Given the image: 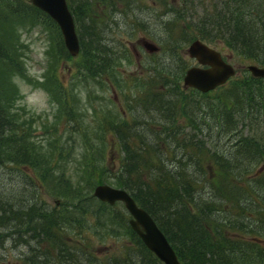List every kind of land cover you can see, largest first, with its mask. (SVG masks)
Wrapping results in <instances>:
<instances>
[{
  "label": "trees",
  "instance_id": "trees-1",
  "mask_svg": "<svg viewBox=\"0 0 264 264\" xmlns=\"http://www.w3.org/2000/svg\"><path fill=\"white\" fill-rule=\"evenodd\" d=\"M14 1L0 0V165L8 160L13 165L31 170L34 176L30 179V185L37 182V186L46 190L51 188L57 195L71 196L74 201L70 199L73 205L69 207L72 209L77 203L98 199L91 188L96 181L124 187L155 219L174 247L181 264H264V174L260 175L264 171V78L253 77L248 72L246 77L229 79L227 84L217 86L220 87L218 91L204 94L194 89L183 92L179 87L180 82L173 80L174 77H181L187 68L182 52L195 38L209 44H221L248 59L249 63L264 66V0H152L155 5H149L152 13L147 15L151 16L147 20L152 22L155 19L161 30H156L155 26L149 28L146 34L153 40L156 38L166 54L159 57L153 53L155 56L152 55L148 67L151 71H147L143 79L126 71L122 73L120 68L118 70L119 61L129 55L125 43L119 41L118 48H115L110 42L113 39L107 41L103 36L105 26L102 27V21L91 13L81 16L80 2L75 0L73 11L75 22L79 23L77 34L80 50L72 66L73 84H62L53 67L47 75L44 74L41 85L48 92H55L63 98L65 110L56 117L63 115L67 120L75 119L70 126L71 129L77 125L74 128V144L70 147L61 143L62 134L54 129L48 128L41 139H34L30 133L33 117L30 116L29 121L20 120L15 110L19 92L13 82L7 80L9 72L30 81L24 57L17 51L18 47H23V42L19 41L15 32L16 24L30 30L42 17L43 22L49 21V37L56 52L53 58L71 54L53 18L31 2ZM115 1L129 4V0ZM87 6L89 2L81 11H85ZM139 17L135 15L136 20ZM142 18L145 21L144 15ZM51 26L57 30L55 36L51 33ZM3 62L6 63L5 68L1 65ZM103 74L107 79H103ZM131 81L134 82V90L129 94L126 88ZM90 83L102 90L109 85L119 88L121 96L128 100L130 118L119 111L118 115L109 113L112 118L105 119L106 116L103 117L97 109L94 114L96 124L90 123L91 120L84 124L86 111H81L79 104L73 107L69 95L71 93L77 103L76 96L84 91L82 87L88 96L91 92H97L93 91ZM260 101L263 105H257ZM136 105L146 113L143 111L139 116L133 115L137 110L134 109ZM141 121L147 124L145 126L154 136L138 129ZM91 132L99 139L92 144H83L85 152L82 156L85 161L80 163L82 169L86 164L87 176H64L67 163L78 160L75 142L91 138ZM221 132L239 134L236 140L230 141L234 147L228 155H225L226 151L220 153L215 148L217 140L224 144L225 140L217 137H223L225 133ZM107 133L113 136V142L121 150L117 161L109 160L108 171L103 168L106 165L103 163L105 157L101 163L98 160V156H101L99 152L103 150L99 140L106 146ZM180 152L182 155L177 157ZM56 154L66 158L58 162ZM258 163H262V170L248 177L247 173L253 171ZM61 169L63 171H57ZM82 180L83 183L85 181L84 186ZM251 191L262 199L257 204L253 203L257 215L254 220L248 219L249 214L246 218L244 213L248 212L242 205L250 203L246 197ZM10 201L0 199V224L5 223L4 217L15 218L17 223L13 226L43 218L45 222L40 224L44 225L43 230L48 235L51 225L60 223L61 217L53 210L45 213L39 210L35 202L14 207ZM119 220L126 221L120 216ZM126 223L145 248L139 253H146L151 262L161 264L162 261L143 243L128 220ZM32 226H24V231L35 232L37 226ZM32 237V234L27 235L25 240L30 241ZM52 239L59 247L61 238L52 236ZM47 252H44L46 259L49 255ZM80 253L76 249L72 253L69 251L62 260L63 264L98 263L92 252L89 251L93 258L88 263L83 261ZM61 255L64 256L62 248L56 252V256L52 253V261L53 257L60 258ZM30 257L33 254L27 257L29 261ZM41 259L42 255H39L40 264H44V259ZM120 260L117 263L113 259L107 264H142L129 252Z\"/></svg>",
  "mask_w": 264,
  "mask_h": 264
},
{
  "label": "rangeland",
  "instance_id": "rangeland-1",
  "mask_svg": "<svg viewBox=\"0 0 264 264\" xmlns=\"http://www.w3.org/2000/svg\"><path fill=\"white\" fill-rule=\"evenodd\" d=\"M2 1L9 3L15 2L14 0ZM25 1L30 3V0ZM74 1L75 0H73L72 3L71 0H67V3L68 6L71 5L69 8L73 13L74 19H76L73 11V4H75ZM91 1H93V3H91ZM96 1L97 0H89V6L85 8V11L79 10L81 16L86 13H91L94 14L96 18L100 19L103 24H101L102 27L105 26V33L103 36L106 37L107 41L113 39L110 42H113L112 44H114L115 48H118L119 41L122 42V44L125 43L129 55L123 56L121 61H119L120 66L118 65V70L120 68L122 73H125L126 71L143 79V76H146L147 71H151L148 67L150 65L149 61L152 58V55H154L153 53L159 57H164L166 54V51L164 52L163 50L158 52L153 51L151 53L150 51L152 50L145 49L140 43L142 38H148L146 32L149 28L152 29L156 26V30H161V27L155 19L152 22L151 20H147L148 18H151V16L147 15L152 13L150 10L151 6L149 5L154 6V2L152 0H129V4H126L123 2H116L115 0L111 3H109L108 0ZM147 5L148 7H146ZM135 15H140V17L136 20ZM143 15L145 21H143ZM48 23L49 21L44 20L43 22L42 17H40L38 21L34 23V27L30 30H26L25 27H20V24H16L15 32L19 36V41L23 42V47H18L17 51L22 54V57H24L30 81H26L18 75L14 76L11 72H9L7 80H9L10 83L13 82L19 92V97L15 101V110L18 112V117L21 118L20 120L26 119V121H29L30 116L33 117L32 125H30V133L32 137L34 139H41V137L44 136L43 132L48 128L54 129L62 134L60 137L61 143L70 147V145L74 144L73 138L74 134H76L74 133V128L77 125L73 126L71 129L70 126L74 124L75 119L70 121L65 119L63 115L56 117L57 114L62 113L65 110L63 98L59 97L55 92H48L41 85L44 81V74L47 75V72L55 67L54 73L58 75V79L61 83L71 86L73 84L71 83V76L73 75L72 66L76 55L65 56L59 59L53 58L56 52L55 49L52 48L54 46L51 45L53 41L49 37L50 30ZM75 25L77 30L79 28V23L76 21ZM51 33L53 36L57 34V30L54 26H51ZM154 39L156 40V38ZM211 45L217 49H221L224 55L229 56V54H232L229 61L236 67L237 72L229 79L246 77L249 72L246 67L250 62L248 59L231 52L228 48L222 47L221 44L213 43ZM185 48L186 46L184 47L182 54L186 58L187 66L195 64L196 61L194 59L192 60V58L189 59L187 56L188 52ZM51 58H53L52 61ZM5 64V62L1 63V65L4 66L3 68H5ZM183 76L184 72L181 77H174L173 80L180 82L179 87L184 92V89L182 88ZM102 77L103 79H107L105 74H103ZM229 79L227 81H229ZM225 83L227 84L228 82ZM89 85L93 91L96 90L97 92H91L88 96L86 89L82 87L84 91L76 96V100H78L77 103L73 99L71 93L69 95V100L73 107L79 104L81 111H86L87 117L84 118V124H88L90 120V123H93V125L96 124L94 114L97 109L100 114H103V117L106 116L105 119H111L112 117L110 114L118 115L119 111L126 116L131 114L127 109L128 100L121 96V90L119 88L109 85L102 90L99 86L96 87L93 83H90ZM128 85L131 88L129 89V87H127L126 90L129 94H132L134 90V82L131 81ZM219 89L220 87L216 86L210 92L214 93ZM176 94L177 91L174 95ZM96 105L97 107H95ZM134 108L137 110L133 112V115L136 114L139 116L143 111L145 112L140 106H134ZM22 110H26V112L23 113ZM133 115L131 116V119H133ZM128 117L130 118L129 115ZM142 118L144 119V117ZM142 118H140V120ZM147 118L149 119L150 124V118L148 116ZM140 124L141 126H139L138 129L142 130L144 133L146 132L149 136H154L153 132L148 130L147 126H145L147 125L146 123L144 124V122L141 121ZM215 124L218 123L215 122ZM92 129H96V127H93ZM47 133L49 132L47 131ZM91 135V138H82L79 142H75V151L78 153V156L76 153V157L78 160H75L74 163H67L64 176H67L68 174L74 178L87 176L88 172L86 171V164L85 169H82V164L80 163L85 161L82 156L85 152L83 144H85V142L92 144L99 139V137H94L93 132H91ZM100 135L101 133H99V136ZM106 137L108 139L106 146L102 144V140H99L100 148L103 147V150L99 152V155L101 156H98L100 163L103 157H105V160L103 161V163L106 164L105 167H103L105 170L108 168L107 166H110V161H117L121 154L119 145L113 142V136L107 133ZM235 137H239V134L236 132L234 134L226 132L223 137L218 136L219 139L223 138L225 141H223L224 144H222L221 141L217 140L215 142V144H217L215 148L220 153L226 151L225 155L232 153L231 148H233L234 145H231L230 141L236 140L237 138ZM51 139L54 138L51 137ZM93 145L95 146L96 144ZM223 145H225L226 149L223 148ZM228 150H231V152H228ZM181 153L182 152L178 153L176 156H181ZM56 155L58 157V162L66 158V156L63 155ZM77 167L79 169L76 170L75 168ZM262 167V163H258L253 171L247 173L248 177L259 173L262 170ZM57 171L63 170L61 169ZM263 174L264 171H261L260 175L262 176ZM32 175V171L27 170V168L25 169L24 166L13 165L11 161H5L3 165H0V199H11L10 204L14 207L17 204L26 206V203L35 202L34 204L39 207V210H43L45 213L53 210L57 216L61 217V219H59L60 223L57 225L52 224L47 231L48 235L45 234L44 230L37 231L36 234V231H24L26 228L23 225L13 226L16 225L15 223H17V221L4 217L5 223L0 224V264H40V260H38L39 255H42L41 260L44 259L47 264H63L64 262L62 260L65 259V255L69 253V251L72 253L75 249L82 252V254L80 253V257L82 256L83 261L87 263L89 262V259L93 258V256L98 263H111L113 259L119 263L121 262L120 259L123 256H126L129 252L134 259H139L142 264H158L157 261H154V263L151 262L150 259L147 258L146 253H139V251L145 250V248L139 244L135 235L126 223L130 214L123 202L116 201L113 204H104L100 202V199H94L93 201H83L82 204L77 203L72 209V207H69L73 205L71 200L74 201L71 196L57 195L50 190L51 188L46 190L37 186V182V185L36 183L35 185H30ZM97 175H99V173ZM98 182L99 181H96L93 184L91 187L92 190ZM81 183H83V180ZM82 185H85V181ZM247 196L246 201L250 203L245 204L242 202V205L245 206L246 211L248 212L244 213V215L247 218L249 214L248 219L254 220L257 215L255 214L253 203L257 204L259 203L258 200L262 199L252 191L247 193ZM77 207H79V209H77ZM23 208L26 209L27 207ZM16 213L19 214V212ZM114 216H118L116 218L119 222ZM119 216L124 217L126 221L121 222ZM221 216L223 217V214H221ZM36 221L39 225L40 223L45 222L43 218H38ZM19 229L23 232V237L20 238V241L19 237L21 232L18 231ZM30 234H32L33 237L30 241H26L25 237ZM52 236L58 237V239L59 237L61 238L62 243L59 241V247H57L56 240H53ZM21 241L24 242L21 243ZM60 248H62L64 256L61 255L60 258L53 257L52 261V253L56 256V252L58 253ZM45 251H48L47 253L49 254L47 259L44 255ZM89 251L93 253V256L90 255ZM32 254L33 257H30L31 260L29 261L27 257L32 256ZM35 256L37 258H35ZM34 259L37 262H35Z\"/></svg>",
  "mask_w": 264,
  "mask_h": 264
},
{
  "label": "water",
  "instance_id": "water-1",
  "mask_svg": "<svg viewBox=\"0 0 264 264\" xmlns=\"http://www.w3.org/2000/svg\"><path fill=\"white\" fill-rule=\"evenodd\" d=\"M38 4L58 24L64 44L71 55H77L80 50L79 38L75 26L74 16L67 0H30ZM149 50L156 49L152 40L142 38L141 41ZM188 55L195 56L198 64L190 65L185 70L187 80H196L192 83L201 89H213L224 83L234 72L231 63L223 60L220 52L214 46L201 39H193L186 47ZM248 68L253 74H262L263 68L249 64ZM200 78L203 83L200 81ZM93 194L100 200L113 204L115 201H122L130 213L128 219L132 229L139 235L145 245L164 264H181L173 246L159 228L150 213L139 205L133 196L124 188L102 182L93 188Z\"/></svg>",
  "mask_w": 264,
  "mask_h": 264
},
{
  "label": "bare ground",
  "instance_id": "bare-ground-1",
  "mask_svg": "<svg viewBox=\"0 0 264 264\" xmlns=\"http://www.w3.org/2000/svg\"><path fill=\"white\" fill-rule=\"evenodd\" d=\"M88 1L89 0H79V2H80V11L82 10L81 8L82 7H84L86 4H88ZM31 2V1H30ZM31 4L34 6V7H36V8H38V9H41V7L38 5V4H36V3H32L31 2ZM42 11H44L43 9H41ZM189 10V9H188ZM49 15V14H48ZM185 15V14H184ZM50 16V15H49ZM51 17V16H50ZM184 17V16H183ZM185 17H187V16H185ZM184 17V18H185ZM52 18V17H51ZM76 26V25H75ZM147 39H149V40H152L154 43H155V46H156V49L154 50L155 52H158V51H160V50H163V46H162V44L159 42V41H157V40H153L152 38H150L149 36H148V38ZM198 39V38H197ZM141 41H142V39H141ZM140 41V43H141V45L145 48V49H147V50H149L142 42ZM205 42V41H204ZM209 44V43H208ZM210 46H213V45H211V44H209ZM188 46V44L186 45V47ZM216 48V47H215ZM217 49V48H216ZM185 50H186V48H185ZM218 51L220 52V54H221V56H222V58H223V60L225 61V62H227V63H230V61H229V58H231L232 57V54H229V56L228 55H224L223 54V51L221 50V49H218ZM231 52H232V50H230ZM151 53L153 52V51H150ZM188 57H189V59L190 58H192V60L194 59L195 61H196V63L195 64H198V62H197V59H196V57L195 56H191V55H187ZM232 64V63H231ZM249 64H254V65H256L257 67H259V68H263V70H264V66H261V65H259V64H257V63H248L247 65H246V67H247V70L249 71V73H250V75H252L253 77H262V78H264V72L262 73V74H259V75H257V74H253L252 73V71L248 68V65ZM233 65V64H232ZM190 66V65H189ZM189 66H187V67H189ZM233 67H234V69H235V72L231 75V76H233L236 72H237V69H236V67L233 65ZM186 70V69H185ZM185 75H186V73H185V71H184V76H183V79H182V88L185 90V91H189L190 89H194V90H196L197 92H199V93H201V94H204V93H207V92H209V91H211L210 89H206V90H204V89H201V88H199V87H197V86H195V85H192V83H194V82H196L197 81V79L195 80H187L186 78H185ZM200 81L203 83V81L204 80H202L201 78H200ZM151 104V103H150ZM139 105V104H138ZM176 105V104H175ZM257 105H263V103H262V101H260V102H258L257 103ZM137 106V105H136ZM169 108H170V105L168 106ZM175 107V106H174ZM130 108V107H129ZM157 108V107H156ZM163 108V107H162ZM135 109V108H134ZM165 109V108H164ZM131 110V109H130ZM140 110V109H139ZM174 111V110H173ZM131 113V112H130ZM132 116V115H131ZM218 137V136H217ZM120 211V210H119ZM123 214V213H122ZM97 216V215H96ZM121 216H123V215H121ZM14 220H15V218H13ZM154 219V218H153ZM114 220V219H113ZM116 220H117V218H116ZM155 220V219H154ZM38 221V220H37ZM36 221V222H37ZM118 221V220H117ZM35 222V220L33 221H31V222H28V223H24L23 224V226H26V228L28 227V225H33L32 227H36L37 226V228H36V231H41V230H43L44 229V225H42V224H38V222L36 223ZM116 222V221H115ZM114 222V223H115ZM119 222V221H118ZM122 222V221H121ZM157 223V222H156ZM158 225V224H157ZM160 228V227H159ZM20 231V230H19ZM21 232V231H20ZM164 233V232H163ZM166 236V235H165ZM167 237V236H166ZM168 239V238H167ZM144 243V242H143ZM145 244V243H144ZM174 248V247H173ZM175 250V249H174ZM59 251V250H58ZM176 252V251H175ZM159 259V258H158ZM160 260V259H159ZM44 264H47L46 262L44 263ZM161 264H164V261H162L161 262Z\"/></svg>",
  "mask_w": 264,
  "mask_h": 264
},
{
  "label": "flooded vegetation",
  "instance_id": "flooded-vegetation-1",
  "mask_svg": "<svg viewBox=\"0 0 264 264\" xmlns=\"http://www.w3.org/2000/svg\"><path fill=\"white\" fill-rule=\"evenodd\" d=\"M20 238H21V236L19 237V241H20ZM24 241H21V243H23Z\"/></svg>",
  "mask_w": 264,
  "mask_h": 264
}]
</instances>
